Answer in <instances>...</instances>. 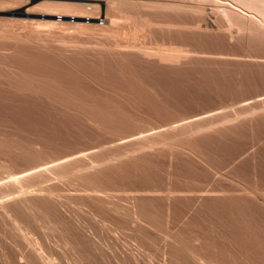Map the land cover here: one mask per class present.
Instances as JSON below:
<instances>
[{
  "label": "rangeland",
  "instance_id": "374dc122",
  "mask_svg": "<svg viewBox=\"0 0 264 264\" xmlns=\"http://www.w3.org/2000/svg\"><path fill=\"white\" fill-rule=\"evenodd\" d=\"M94 1L0 0V264H251L264 0Z\"/></svg>",
  "mask_w": 264,
  "mask_h": 264
},
{
  "label": "bare ground",
  "instance_id": "6f19581e",
  "mask_svg": "<svg viewBox=\"0 0 264 264\" xmlns=\"http://www.w3.org/2000/svg\"><path fill=\"white\" fill-rule=\"evenodd\" d=\"M251 1V0H250ZM114 3L117 2V1H111L110 3ZM94 5H96L98 7V4H99V0L97 1H94ZM120 3V1L118 2ZM251 3V2H250ZM93 3H90V6L92 5ZM241 4V3H240ZM262 4V3H261ZM121 5V4H120ZM94 6V7H96ZM100 6V4H99ZM116 6V5H115ZM192 8H193V4H191ZM245 6V5H244ZM243 6V8H244ZM101 7V6H100ZM227 7V6H226ZM235 7V6H234ZM240 7V6H239ZM248 7V6H246ZM252 7V6H250ZM93 8V7H92ZM99 8V7H98ZM97 8V9H98ZM125 8V7H124ZM190 8V7H189ZM242 8V9H243ZM254 8L256 9V7L254 6ZM264 8V7H263ZM186 9V8H185ZM230 9V10H229ZM236 9V8H235ZM196 10V9H195ZM96 11V10H95ZM238 11V9H237ZM234 10V8H225L223 9V18H224V21L227 22V24L231 27L232 24H237L238 26H240L242 23H241V19H240V12H237ZM249 11V10H248ZM92 12V11H91ZM98 12V11H97ZM254 12V10H253ZM239 13V14H238ZM260 13V12H259ZM51 16H55V14L53 13H49ZM97 14V13H96ZM119 15H121V13H119ZM126 15V14H125ZM260 15V14H258ZM262 15V14H261ZM123 15L121 16H118L114 19H112V27L113 28H108L106 30V32H104L106 34L107 37H110L112 39H114L113 42H115V46H123V47H137V45H134V44H124L122 43L121 39H120V28L122 26L123 23H127L126 21V18L129 16H127L125 19L122 17ZM131 16V15H130ZM253 16V15H252ZM82 17V16H81ZM245 17V16H244ZM255 17V16H254ZM264 17V16H262ZM92 18V17H91ZM91 18L87 17L86 19L87 20H90ZM202 18V17H201ZM247 18V17H246ZM257 18V17H256ZM132 19V18H131ZM255 19V18H254ZM258 19V18H257ZM256 19V20H257ZM263 19V18H262ZM128 20V19H127ZM130 20V19H129ZM261 21V20H260ZM129 22V21H128ZM131 22V20H130ZM52 23H56L54 20L52 21ZM133 23V21H132ZM132 23H130V25H133ZM263 23V21H262ZM261 23V24H262ZM117 24H119L117 26ZM129 24V23H128ZM200 24V23H198ZM255 24V23H254ZM137 25V24H136ZM260 25V24H258ZM257 25V26H258ZM117 26V27H116ZM261 26V25H260ZM264 26V25H262ZM131 27V26H130ZM235 27V26H234ZM202 28V27H201ZM247 28V27H246ZM51 29V28H50ZM54 29V28H53ZM216 30V29H215ZM226 30V29H225ZM259 30V29H258ZM228 31V30H227ZM239 31V29H238ZM262 31V30H261ZM241 32V31H240ZM251 32V31H249ZM263 32V31H262ZM123 34V33H122ZM230 35V34H229ZM245 38V37H244ZM176 47V46H175ZM121 48V47H120ZM172 48V47H171ZM164 49V48H163ZM141 50V49H140ZM159 50V49H158ZM162 50V49H160ZM165 50H167L165 48ZM158 52V51H157ZM160 52V51H159ZM158 52V55L160 54ZM163 52V50H162ZM161 52V56L162 58H164L166 55L162 54ZM166 52V51H165ZM163 52V53H165ZM171 52V51H170ZM173 52V51H172ZM171 52V53H172ZM178 52V51H177ZM168 53V52H167ZM177 54V53H176ZM174 54V55H176ZM173 55V56H174ZM186 55V54H185ZM160 56V57H161ZM177 56V55H176ZM175 56V57H176ZM65 99V98H64ZM63 100V99H62ZM66 101V100H65ZM71 101H67L68 104H71L70 103ZM73 104H78V103H73ZM83 109V108H81ZM252 114V113H251ZM117 119V118H115ZM230 198V197H229ZM229 205H230V202L232 204V201H229L227 200L226 201ZM235 202V201H234ZM178 204V203H177ZM255 207V206H254ZM257 206V208H255L254 210H256V219L255 216H253L252 214L250 215V217L252 219H254V222L252 220H250L251 222V225H245V226H242V225H238V226H233L232 228V231L231 232H226L224 231L225 234H227L229 237H231V240H233V242H236V244L240 245L242 248L244 247L245 249H247V251H243L242 252V255L244 256V259H252L251 260V264H264V221H261V219H264V209H261L262 207H259ZM253 210V211H254ZM255 212V211H254ZM250 213V212H249ZM260 219V220H259ZM249 224V223H248ZM234 244V243H233ZM187 245V244H186ZM244 250V249H243ZM183 251V250H182ZM185 254V253H184ZM188 255V254H187ZM210 257V256H209ZM220 260V259H219ZM247 260V261H248ZM262 260V261H261ZM204 261V259H203ZM236 261V260H235ZM207 263V262H206ZM219 263V262H218ZM250 263V262H249Z\"/></svg>",
  "mask_w": 264,
  "mask_h": 264
}]
</instances>
